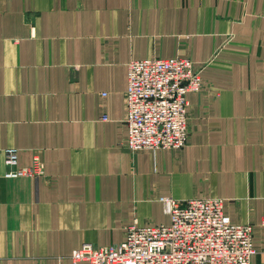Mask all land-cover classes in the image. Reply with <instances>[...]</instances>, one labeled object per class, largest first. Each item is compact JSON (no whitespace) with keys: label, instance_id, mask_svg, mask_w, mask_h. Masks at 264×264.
Returning a JSON list of instances; mask_svg holds the SVG:
<instances>
[{"label":"crops","instance_id":"1","mask_svg":"<svg viewBox=\"0 0 264 264\" xmlns=\"http://www.w3.org/2000/svg\"><path fill=\"white\" fill-rule=\"evenodd\" d=\"M172 58L203 82L188 145L134 152L128 65ZM8 149L44 175L7 177ZM160 198L223 200L264 264V0H0V264L170 225Z\"/></svg>","mask_w":264,"mask_h":264},{"label":"built area","instance_id":"2","mask_svg":"<svg viewBox=\"0 0 264 264\" xmlns=\"http://www.w3.org/2000/svg\"><path fill=\"white\" fill-rule=\"evenodd\" d=\"M203 89L201 74L188 58L134 60L128 65L126 92L127 147L134 151L182 149L188 145L190 115L187 95ZM9 178L41 177L44 165L35 159L18 167V152L6 151ZM170 225H131L116 246L83 245L74 264H252L257 254L253 226L234 224L221 199L180 203L160 198Z\"/></svg>","mask_w":264,"mask_h":264}]
</instances>
